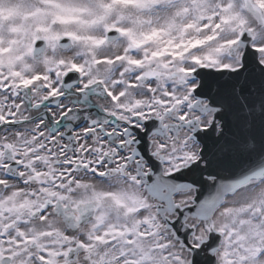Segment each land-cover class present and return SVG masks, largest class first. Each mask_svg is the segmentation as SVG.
I'll list each match as a JSON object with an SVG mask.
<instances>
[{
    "label": "snow or ice",
    "instance_id": "1",
    "mask_svg": "<svg viewBox=\"0 0 264 264\" xmlns=\"http://www.w3.org/2000/svg\"><path fill=\"white\" fill-rule=\"evenodd\" d=\"M0 264H264V0H0Z\"/></svg>",
    "mask_w": 264,
    "mask_h": 264
}]
</instances>
